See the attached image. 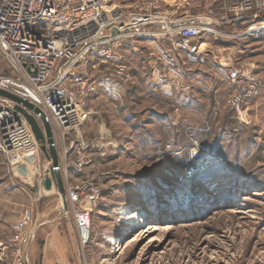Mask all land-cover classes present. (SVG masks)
<instances>
[{
	"label": "rangeland",
	"instance_id": "1",
	"mask_svg": "<svg viewBox=\"0 0 264 264\" xmlns=\"http://www.w3.org/2000/svg\"><path fill=\"white\" fill-rule=\"evenodd\" d=\"M189 2L192 16L213 4ZM146 3L113 0L129 11ZM203 42L199 61L162 38L131 37L120 49L130 80L111 66L95 71L116 82L88 105L87 164L66 169L59 157L66 194L85 188L83 207L92 209L86 244L52 161L39 154L21 171L0 153V244L29 213L27 264H264V34ZM156 67L165 79L152 77ZM236 67L250 78L233 105Z\"/></svg>",
	"mask_w": 264,
	"mask_h": 264
},
{
	"label": "built area",
	"instance_id": "2",
	"mask_svg": "<svg viewBox=\"0 0 264 264\" xmlns=\"http://www.w3.org/2000/svg\"><path fill=\"white\" fill-rule=\"evenodd\" d=\"M165 1L147 0L129 11L114 8L113 0H0V89L46 114L66 169L80 170L87 164L81 129L90 116L89 102L102 87L116 82L113 76L100 77L95 71L111 66L117 75L131 79L120 53L125 39L162 38L175 53L202 56L207 49L202 47L208 45L205 37L239 40L264 34V0H213L196 16L191 15L189 0ZM163 4L169 9H162ZM240 24L245 28L226 35L230 27ZM231 78L239 85L233 104L237 105L247 94L240 85L250 77L243 67H236ZM15 107V102L0 97V153L24 171L26 159L37 160L42 144ZM46 173L40 175L42 184L51 177ZM85 192L83 187L69 188L66 200L86 244L92 209L83 207ZM31 219L27 213L6 243L0 244V264H27Z\"/></svg>",
	"mask_w": 264,
	"mask_h": 264
},
{
	"label": "water",
	"instance_id": "3",
	"mask_svg": "<svg viewBox=\"0 0 264 264\" xmlns=\"http://www.w3.org/2000/svg\"><path fill=\"white\" fill-rule=\"evenodd\" d=\"M0 97L15 102L16 110L23 114L31 124L37 140L42 144V151L48 157V159L52 161L55 185L57 186L58 191L62 194V197L65 198L66 192L60 167L59 154L54 138L53 128L48 117L41 109L12 93L0 89ZM53 184L54 181L52 178L47 177L44 187L46 190L50 191L54 188Z\"/></svg>",
	"mask_w": 264,
	"mask_h": 264
},
{
	"label": "crops",
	"instance_id": "4",
	"mask_svg": "<svg viewBox=\"0 0 264 264\" xmlns=\"http://www.w3.org/2000/svg\"><path fill=\"white\" fill-rule=\"evenodd\" d=\"M244 27V25H242V24H240V25H237V26H234V27H230L228 30H233L232 32L233 33H237V32H239L240 30H242V29H244L243 28ZM136 50H137V48H136ZM164 56H166V54H164ZM183 57H188V58H191L192 60H194V59H196V60H199V61H201V60H203V57L202 56H192V55H189V54H181L180 55V58H183ZM158 58L159 59H155L154 58V56H153V59H154V61L153 62H155V61H165V60H167L166 58H164V57H161V56H158ZM157 63V62H156ZM157 64H159V63H157ZM166 64V63H165ZM153 74H152V77L153 78H158L159 76H160V78H162V79H160V80H163V79H165V77H167V73L166 72H161L157 67H156V71H155V69H154V71L152 72ZM168 75H170V74H168ZM162 76V77H161ZM166 81V80H165ZM93 100L94 99H92L90 102H89V104L90 103H92L93 102Z\"/></svg>",
	"mask_w": 264,
	"mask_h": 264
},
{
	"label": "bare ground",
	"instance_id": "5",
	"mask_svg": "<svg viewBox=\"0 0 264 264\" xmlns=\"http://www.w3.org/2000/svg\"><path fill=\"white\" fill-rule=\"evenodd\" d=\"M39 154H40V153H39ZM42 154L45 155L44 152H43L42 149H41V155H42ZM45 158H47L46 155H45ZM31 159H32V158H28V159H26V163L29 162ZM199 164H200V162H199ZM44 167H45V165H44ZM44 183H45V182H44ZM44 183H43V184H44ZM53 185H54V184H53ZM89 237L91 238V234H90ZM90 238H89V239H90Z\"/></svg>",
	"mask_w": 264,
	"mask_h": 264
}]
</instances>
